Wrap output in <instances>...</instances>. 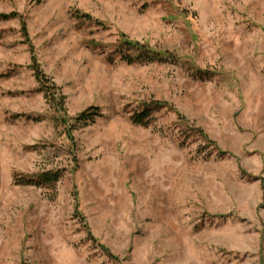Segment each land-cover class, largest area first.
<instances>
[{
  "label": "rangeland",
  "instance_id": "obj_1",
  "mask_svg": "<svg viewBox=\"0 0 264 264\" xmlns=\"http://www.w3.org/2000/svg\"><path fill=\"white\" fill-rule=\"evenodd\" d=\"M11 12L28 36L0 18V264H264V0H0ZM31 52L68 116L100 108L72 140ZM49 169L53 188L15 183Z\"/></svg>",
  "mask_w": 264,
  "mask_h": 264
},
{
  "label": "trees",
  "instance_id": "obj_2",
  "mask_svg": "<svg viewBox=\"0 0 264 264\" xmlns=\"http://www.w3.org/2000/svg\"><path fill=\"white\" fill-rule=\"evenodd\" d=\"M7 17L20 18L22 35L27 38L28 35L25 28V22L21 16L15 12H11L9 14H0L1 19H6ZM121 44L125 50L139 51V57L147 62L159 60L163 61V59H165L164 57H171L174 62L177 61L172 54L168 55V53L150 51L146 45L140 44L136 41L131 42L121 40ZM123 59L128 63H132L133 61L131 56H125ZM31 60L32 62L30 67L33 71L36 82L38 83L39 90L44 93L46 103H48L52 109L59 113L58 117L56 116L54 118L55 123H59V125H61L63 130L66 132L67 137L72 140L73 138L71 132L74 129L87 126L93 123L97 117L102 115L100 108L98 106H90L75 116H68L65 108V96L61 92L60 87L41 70L33 52H31ZM150 105H152L153 108L152 106H149L144 111L132 116V122L135 124H145L146 122L144 121H146V118L150 112L153 109L162 107L164 104L153 101ZM61 175L62 170L49 169L37 172L32 176H18L15 178V183L18 185L36 186L50 189L56 185Z\"/></svg>",
  "mask_w": 264,
  "mask_h": 264
}]
</instances>
